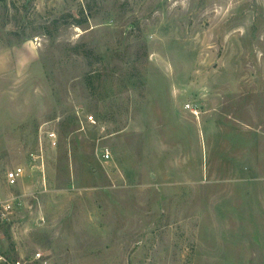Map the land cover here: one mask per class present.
<instances>
[{"label": "rangeland", "instance_id": "374dc122", "mask_svg": "<svg viewBox=\"0 0 264 264\" xmlns=\"http://www.w3.org/2000/svg\"><path fill=\"white\" fill-rule=\"evenodd\" d=\"M10 198L0 264H264V0H0Z\"/></svg>", "mask_w": 264, "mask_h": 264}, {"label": "built area", "instance_id": "2783aa9c", "mask_svg": "<svg viewBox=\"0 0 264 264\" xmlns=\"http://www.w3.org/2000/svg\"><path fill=\"white\" fill-rule=\"evenodd\" d=\"M48 140L53 144L56 143V136H55L54 132L48 133ZM102 157L104 160H108L110 158L109 151L104 150ZM22 174H23V170L21 167H15L10 171L5 172L4 176H5L6 185L9 187L15 186L18 183ZM12 199H14V198H10V199L4 200V201H0V206H1L2 210L8 211V209H10L12 207V204L10 202ZM1 258L2 257L0 256V259Z\"/></svg>", "mask_w": 264, "mask_h": 264}]
</instances>
